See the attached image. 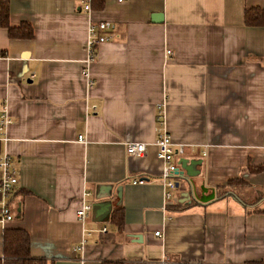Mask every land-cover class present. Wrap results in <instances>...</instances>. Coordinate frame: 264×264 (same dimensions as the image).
Instances as JSON below:
<instances>
[{
	"label": "crops",
	"instance_id": "crops-1",
	"mask_svg": "<svg viewBox=\"0 0 264 264\" xmlns=\"http://www.w3.org/2000/svg\"><path fill=\"white\" fill-rule=\"evenodd\" d=\"M246 10L263 13L264 0H104L101 10L91 0L7 2L8 26L27 24L32 38L9 39L0 27L10 119L0 154L17 171L0 258L2 232L20 229L46 264H264V200L255 205L264 196V26H247ZM91 22L111 28L88 90L80 71ZM161 122L184 146L174 161H188L197 193L204 186L218 200L193 202L177 178L175 204L164 208ZM125 138L145 156L128 157ZM237 179L246 185L222 189ZM100 186L112 190L96 200ZM228 191L242 204L220 198ZM85 193L92 212L78 221ZM106 202L109 213L96 216Z\"/></svg>",
	"mask_w": 264,
	"mask_h": 264
},
{
	"label": "built area",
	"instance_id": "built-area-1",
	"mask_svg": "<svg viewBox=\"0 0 264 264\" xmlns=\"http://www.w3.org/2000/svg\"><path fill=\"white\" fill-rule=\"evenodd\" d=\"M84 11L89 14L91 12L90 6L86 5L84 7ZM110 28V22H100L96 24L91 22L88 26V39L86 44L88 56L82 71H80V75H82L83 79L85 80L88 90H90L94 85V82L89 75L88 66L95 60V50L98 45L107 42L110 39V37L101 34ZM166 54L170 55V52L167 51ZM91 109L95 110L96 107L93 106ZM160 115V118H163V115ZM9 123L10 119L6 106L4 103H0V145L5 143L7 140L5 130ZM76 140L78 142L84 141L82 136H77ZM123 145L128 157L140 159L146 154V146L143 143L134 141L133 139L125 138L123 140ZM155 147L157 149V158L164 163V167L160 175V181L162 182L163 186V200L165 208L167 205L175 204L173 191L176 189L177 164L174 161V157L176 154H181L183 152L184 146L174 145L170 135L164 128V122H161L157 129ZM145 182L146 180L144 178H134L131 181L133 185H143ZM16 184L17 171L13 166L10 157L5 153H2L0 154V226H3L13 220L12 209L10 206V196L15 191ZM88 196L89 194L87 193L83 195L82 200H80L79 208L75 212V216L78 221H85L88 215L92 212V205L85 200ZM102 232H105V230ZM154 236L160 237V232H155ZM80 248L76 247L75 250Z\"/></svg>",
	"mask_w": 264,
	"mask_h": 264
},
{
	"label": "trees",
	"instance_id": "trees-1",
	"mask_svg": "<svg viewBox=\"0 0 264 264\" xmlns=\"http://www.w3.org/2000/svg\"><path fill=\"white\" fill-rule=\"evenodd\" d=\"M9 0H0V27L6 31L9 39H31V28L21 23L18 27H9L7 24V2ZM104 6V0H91V7L94 10H101ZM244 22L247 26H264V12L258 13L255 10H246ZM242 180H233L228 182L222 189L235 188L236 186H245ZM257 212L263 213L264 209H257ZM117 220V226L121 228L122 218L119 215L114 217ZM118 218V219H117ZM0 264H46L43 259L31 257L29 254V238L27 234L20 229H6L1 235V258Z\"/></svg>",
	"mask_w": 264,
	"mask_h": 264
},
{
	"label": "water",
	"instance_id": "water-1",
	"mask_svg": "<svg viewBox=\"0 0 264 264\" xmlns=\"http://www.w3.org/2000/svg\"><path fill=\"white\" fill-rule=\"evenodd\" d=\"M162 20H163L162 15H156L155 17H152V21L155 23H161ZM187 162L188 161L186 159H180L177 163V170H176L177 178H179L184 183V185L186 186V189H185L186 191H184L185 196L189 195L193 202L201 204V205L210 204L211 202L218 200L219 198L216 197L215 191L211 190L210 193H208V189L204 186L200 187V194L197 193L196 186H195V183L193 181L194 176H192L188 172V168H187L188 163ZM175 187H176V189H178L179 184L176 183ZM111 190H112V186H100V187H98V191H97V194L95 196V199L100 200L101 198H103V195H102L103 192L107 193V195H105V196H107V197L110 196V193H108V191L111 192ZM225 196L230 197L233 200H235L236 202L242 204L240 199H238V197L231 191L226 192L220 198H223ZM262 200H264V196H261L255 205L261 203ZM98 207L99 208L95 211V214H96V216H101V215L109 213L111 205H110V203L106 202V203H100Z\"/></svg>",
	"mask_w": 264,
	"mask_h": 264
},
{
	"label": "rangeland",
	"instance_id": "rangeland-1",
	"mask_svg": "<svg viewBox=\"0 0 264 264\" xmlns=\"http://www.w3.org/2000/svg\"><path fill=\"white\" fill-rule=\"evenodd\" d=\"M176 190V189H175ZM251 197H253V196H251Z\"/></svg>",
	"mask_w": 264,
	"mask_h": 264
}]
</instances>
